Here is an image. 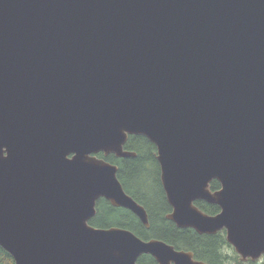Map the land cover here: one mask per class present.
I'll use <instances>...</instances> for the list:
<instances>
[{
    "label": "water",
    "instance_id": "obj_1",
    "mask_svg": "<svg viewBox=\"0 0 264 264\" xmlns=\"http://www.w3.org/2000/svg\"><path fill=\"white\" fill-rule=\"evenodd\" d=\"M137 135L168 221L264 257V0H0V247L14 264H203L89 225L104 199L149 228L98 157H135Z\"/></svg>",
    "mask_w": 264,
    "mask_h": 264
},
{
    "label": "trees",
    "instance_id": "obj_2",
    "mask_svg": "<svg viewBox=\"0 0 264 264\" xmlns=\"http://www.w3.org/2000/svg\"><path fill=\"white\" fill-rule=\"evenodd\" d=\"M124 150L135 153V157L116 158L112 154H99L98 157L117 166V179L124 191L146 210L149 228L146 229L130 211L114 208L104 199L96 202V214L89 220V225L98 228H123L142 240L158 239L171 244L177 250L192 252L206 264H223L224 255L234 254L224 235H197L190 229L177 228L165 218L170 206L160 185L155 147L146 138L140 135L129 136ZM218 188L216 181L209 184L211 191ZM195 206L208 215L219 212L216 205L204 201H196ZM0 264H14L12 257L1 247ZM137 264H153V259L149 255H141L137 258Z\"/></svg>",
    "mask_w": 264,
    "mask_h": 264
},
{
    "label": "flooded vegetation",
    "instance_id": "obj_3",
    "mask_svg": "<svg viewBox=\"0 0 264 264\" xmlns=\"http://www.w3.org/2000/svg\"><path fill=\"white\" fill-rule=\"evenodd\" d=\"M155 156H156V153H155ZM124 190V189H123ZM126 193V192H125ZM127 194V193H126ZM128 195V194H127ZM130 196V195H129ZM139 204V203H138ZM123 209V208H122ZM171 212V208H170V211L168 212V213H170ZM167 213V214H168ZM166 214V215H167ZM165 215V216H166ZM177 227V226H176ZM178 228V227H177ZM147 229V228H146ZM180 229H190V231H193L195 234H197V235H216L217 233H220L221 235H224L225 236V241H226V243L228 244V246L230 247V250H231V252L232 253H234L233 255H229V254H227V255H224L223 257H222V259H224V263L223 264H264V257H259L258 259H255V260H252V259H250V258H246V259H242V257L240 256V255H238L236 252H235V250H234V248L227 242V240H226V231H225V229H221V230H218L216 233H214V234H199V233H197L195 230H193L192 228H180ZM141 239V238H140ZM151 239H154V238H151ZM147 240H149V239H147ZM164 242V241H163ZM164 243H166V242H164ZM166 244H168V243H166ZM168 245H171V244H168ZM172 246V245H171ZM174 248V247H173ZM175 249V248H174ZM176 251H183V250H177V249H175ZM184 252H190V251H184ZM190 253H192V252H190ZM151 257V256H150ZM152 258V257H151ZM153 259V258H152ZM192 259H193V261H195V262H201V263H203V264H206L205 262H203L202 260H200V259H198V258H196L195 256H194V254L192 253ZM153 264H155V262H154V260H153Z\"/></svg>",
    "mask_w": 264,
    "mask_h": 264
},
{
    "label": "rangeland",
    "instance_id": "obj_4",
    "mask_svg": "<svg viewBox=\"0 0 264 264\" xmlns=\"http://www.w3.org/2000/svg\"><path fill=\"white\" fill-rule=\"evenodd\" d=\"M153 170V169H152ZM154 177H155V173H154Z\"/></svg>",
    "mask_w": 264,
    "mask_h": 264
}]
</instances>
